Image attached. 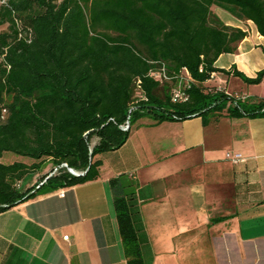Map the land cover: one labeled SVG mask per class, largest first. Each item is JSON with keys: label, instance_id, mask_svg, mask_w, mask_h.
I'll use <instances>...</instances> for the list:
<instances>
[{"label": "trees", "instance_id": "trees-1", "mask_svg": "<svg viewBox=\"0 0 264 264\" xmlns=\"http://www.w3.org/2000/svg\"><path fill=\"white\" fill-rule=\"evenodd\" d=\"M214 9L252 22L264 36V0L0 4V158L13 153L34 161L0 163V213L64 187L97 180L99 157L120 149L142 118L159 123L198 117L204 126L224 115L264 118V100L244 109L225 89L204 86L216 73L248 85L264 81V70L248 78L234 67L232 71L214 67L221 55L236 53L247 35L225 26ZM161 66L168 75L188 71L194 81L188 102L172 101L174 81L150 77ZM127 120L129 129L123 131ZM46 161L56 172L52 174L53 168L22 191L18 184ZM70 170L84 174L75 176ZM109 186L126 264H147L135 185L121 175Z\"/></svg>", "mask_w": 264, "mask_h": 264}, {"label": "crops", "instance_id": "crops-1", "mask_svg": "<svg viewBox=\"0 0 264 264\" xmlns=\"http://www.w3.org/2000/svg\"><path fill=\"white\" fill-rule=\"evenodd\" d=\"M214 12L247 34L214 67L254 78L264 70V36L250 21ZM214 82L244 101L264 100V81L248 85L216 73L204 86ZM227 152L244 162L232 164ZM99 158L97 180L0 213V264H126L109 186L121 175L135 185L147 264H264V118L224 115L204 126L198 117H145L120 149ZM53 168L26 178L21 190Z\"/></svg>", "mask_w": 264, "mask_h": 264}, {"label": "built area", "instance_id": "built-area-1", "mask_svg": "<svg viewBox=\"0 0 264 264\" xmlns=\"http://www.w3.org/2000/svg\"><path fill=\"white\" fill-rule=\"evenodd\" d=\"M6 0H0V4H5ZM150 77L156 81L160 82H171L174 81V87L171 92V99L175 103H186L189 101V91L192 88L194 83L193 79L189 75L186 69H182L177 74L168 75L164 66H161L157 71H151L149 73ZM215 74L212 75L211 79L214 78ZM227 94V93H226ZM229 95V94H228ZM236 101L245 100L244 97L235 96ZM131 111V110H130ZM129 121L127 120L125 125L121 126L123 131H127L129 129ZM225 159L230 161L232 164H238L244 162V159L240 154H233L227 152L225 154ZM57 169L54 170L52 174L56 172ZM51 174V175H52ZM63 193H60L59 196L63 197ZM68 237H64L63 240H67Z\"/></svg>", "mask_w": 264, "mask_h": 264}, {"label": "rangeland", "instance_id": "rangeland-1", "mask_svg": "<svg viewBox=\"0 0 264 264\" xmlns=\"http://www.w3.org/2000/svg\"><path fill=\"white\" fill-rule=\"evenodd\" d=\"M224 14H227V13H224ZM234 82H233V86H234ZM208 88H210V89H215V88H218L217 87V85H216V83L214 82V83H210L209 85H208ZM235 97V96H234ZM136 98H140L139 97V95H137V97ZM252 98H250V99H248L247 101H240L239 100V103H240V105H241V107L242 108H244V109H248V107L252 104ZM226 105L227 106H230L232 109H234V104L232 103V102H227L226 103ZM165 108H167V109H171V106H169V105H165ZM96 141V139L95 138H93L92 139V141H91V143H92V145H93V143ZM14 162H22V163H25V164H27V165H31V164H33L34 163V161H32L31 159H29V158H26V157H21V156H18V155H16V154H13V153H4L3 155H2V157L0 158V163H3V164H12V163H14ZM45 164V163H44ZM44 164L39 168V171L40 172H44L46 169H48V168H53V165L52 164H46L45 166H44ZM43 166H44V168H43ZM53 170V169H52ZM36 173V172H35ZM19 185V187H20V189H24V187H22V183H20V184H18Z\"/></svg>", "mask_w": 264, "mask_h": 264}, {"label": "water", "instance_id": "water-1", "mask_svg": "<svg viewBox=\"0 0 264 264\" xmlns=\"http://www.w3.org/2000/svg\"><path fill=\"white\" fill-rule=\"evenodd\" d=\"M70 173H72L73 175H75V176H82L84 173H76V172H74V171H72V170H70Z\"/></svg>", "mask_w": 264, "mask_h": 264}]
</instances>
